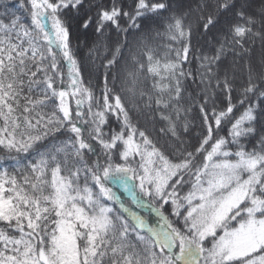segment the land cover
Masks as SVG:
<instances>
[{
  "label": "snow or ice",
  "instance_id": "obj_1",
  "mask_svg": "<svg viewBox=\"0 0 264 264\" xmlns=\"http://www.w3.org/2000/svg\"><path fill=\"white\" fill-rule=\"evenodd\" d=\"M257 40L264 0H0V264H264Z\"/></svg>",
  "mask_w": 264,
  "mask_h": 264
},
{
  "label": "trees",
  "instance_id": "obj_2",
  "mask_svg": "<svg viewBox=\"0 0 264 264\" xmlns=\"http://www.w3.org/2000/svg\"><path fill=\"white\" fill-rule=\"evenodd\" d=\"M105 3H107V0H104ZM215 32V30H213V33ZM213 33H210L209 35H212ZM139 34H137L138 36ZM137 37H134L133 35H129L128 39H129V46L128 48H125L124 50V59L128 58L129 55V48H135V44L134 41L136 40ZM97 39V37L95 36L93 30H89L87 33H83L80 35L79 41L75 38L74 35V39H73V49L75 51V55L77 57V59L80 61L81 63V67H82V74H83V78L85 80V82L87 83L89 81V79H92V83L95 86L97 84V66H99L102 61L98 58L99 55L103 54V49H101V52L99 54L97 53H89V49L92 47L93 42ZM118 39V37L116 36L115 32H113L111 34L110 37V43L116 41ZM120 39H122V37H120ZM207 41H208V37H204L203 39H200L199 37H194L193 39V45L195 48H198L200 46H204L205 49H207L208 45H207ZM149 43L152 45H156V44H160L161 41L159 38H155V39H150ZM110 55V53H109ZM264 55V50H262L261 48V44L259 42V40L256 41L255 45L253 46V52H252V59L254 61V63H256L257 66H259V61L261 59V56ZM93 58H95V64L92 62ZM124 60L122 59L121 61V65H123ZM233 62V56L232 54H229L227 60L224 61L225 65H231ZM243 60L240 61V63L236 66V75H237V84L240 83V81L242 79H246L247 76V72L246 69L243 67ZM193 67H195V65L193 64ZM100 73L103 72V68L101 67L99 69ZM102 79V77H101ZM234 96L236 95L235 93L233 94ZM240 111H243V109H240ZM198 112V110H197ZM239 111L236 113V115H239ZM196 124H199V120L196 121ZM141 126L142 127H148L149 129L152 128V122H148L147 124L145 123L143 117L141 118ZM163 126V122L159 121V118L157 117L156 119V130L158 131L159 128ZM227 128L228 126L225 125L223 131L220 133L221 135H227ZM197 132V128L193 127L192 129V136L194 137L196 135ZM120 195L123 196V193L120 192ZM143 212V210H138Z\"/></svg>",
  "mask_w": 264,
  "mask_h": 264
}]
</instances>
